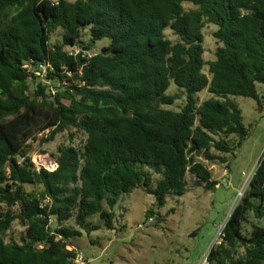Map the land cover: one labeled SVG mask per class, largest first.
Returning <instances> with one entry per match:
<instances>
[{
    "label": "trees",
    "instance_id": "16d2710c",
    "mask_svg": "<svg viewBox=\"0 0 264 264\" xmlns=\"http://www.w3.org/2000/svg\"><path fill=\"white\" fill-rule=\"evenodd\" d=\"M259 85L264 0H0V264H76L73 240L115 230L114 208L137 189L154 197L157 223L189 176L214 190L199 158L229 166L253 127L234 97L263 112ZM70 130L81 143L71 134L56 168H38V149ZM251 213L264 218V152L209 264H264V227L244 233ZM17 220L21 242H7Z\"/></svg>",
    "mask_w": 264,
    "mask_h": 264
},
{
    "label": "rangeland",
    "instance_id": "374dc122",
    "mask_svg": "<svg viewBox=\"0 0 264 264\" xmlns=\"http://www.w3.org/2000/svg\"><path fill=\"white\" fill-rule=\"evenodd\" d=\"M216 30L217 26L214 24H209L204 29L207 61L215 58L217 42L213 32ZM166 34L171 40H177L170 30ZM87 39L88 37H84V40ZM107 44L108 40L98 42L95 52H100ZM259 91L264 106V86L259 85ZM169 92L176 93L177 87L173 85ZM211 97L207 91L198 94L200 102ZM234 101L243 112L245 124L253 125L251 136L235 156H228V167L221 162L209 163L199 158L210 168L218 186L207 191L204 184L189 176V192L168 200L160 211L162 221L158 223L155 218L147 221L148 211L155 204L153 196L143 189L122 195L113 210L115 230L101 228L91 235L83 232L81 237L73 240L76 248L84 254L86 264H199L204 254L217 245L216 239L221 235L229 214L248 188L264 152V110L258 111L257 102L252 98L237 96ZM181 103L178 101L170 108L178 109ZM71 134H74L76 145L84 139L75 130L58 135L54 142L39 148L33 155L35 165L54 170L57 166L58 147L70 144ZM173 208L176 212L170 214L169 211ZM90 221L94 224L101 223L97 216ZM255 225L264 227V218L257 219L251 213L249 222L245 223L244 233L249 235ZM24 231L17 220L5 239L7 242H21Z\"/></svg>",
    "mask_w": 264,
    "mask_h": 264
},
{
    "label": "built area",
    "instance_id": "2783aa9c",
    "mask_svg": "<svg viewBox=\"0 0 264 264\" xmlns=\"http://www.w3.org/2000/svg\"><path fill=\"white\" fill-rule=\"evenodd\" d=\"M25 67H27V68H29V66L28 65H26ZM43 75H45V68H44V70H43V73H42ZM153 218H151L149 221H151ZM141 227V226H140ZM224 229V228H223ZM223 229L221 230V234H222V232H223ZM221 236V235H220ZM220 236H219V238L218 239H216V241H215V243H219V241H220ZM213 247V246H212ZM212 247L204 254V256L202 257V259L200 260V262H199V264H209V254H210V251H211V249H212ZM75 263L76 264H78V263H80V264H86V259H85V256H84V254L81 252V251H79L78 252V254H77V256H76V259H75Z\"/></svg>",
    "mask_w": 264,
    "mask_h": 264
}]
</instances>
